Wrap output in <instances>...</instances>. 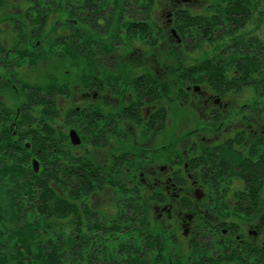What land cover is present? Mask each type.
Here are the masks:
<instances>
[{
    "label": "rangeland",
    "instance_id": "1",
    "mask_svg": "<svg viewBox=\"0 0 264 264\" xmlns=\"http://www.w3.org/2000/svg\"><path fill=\"white\" fill-rule=\"evenodd\" d=\"M67 1L39 0L38 5L34 0H0V119H16L21 115L20 112H25L23 104L27 86L46 87L53 79L65 82V93L54 96L59 114L52 112L50 115H42L51 119L55 134L64 133L68 141L70 130H75L81 141L72 153H80L87 161L105 167L112 181L116 182L114 185L105 184L100 190L76 201L82 224H86V210L90 214L91 211H99L100 223L119 225L114 226V233L124 231V237L121 238L123 242L130 239V230L137 226L136 244L141 240L138 237V223L143 221L158 230L162 229V225L169 224L170 231L175 232V219L158 217L155 210L156 203L163 202L156 201V193L161 192V187L153 183L151 187L142 178L147 175L152 178L151 172L155 170L154 175L162 177L158 168L171 164L168 155H172L169 156L172 158L171 153L186 147L190 138L198 140L203 135L213 139V134H219L218 140H223L236 130L246 128L249 131L258 127V121L264 122V109H256L257 106H264V57L261 56L258 63H253V70L244 73L239 64L247 63V56L257 58L253 55L255 50L239 53L241 51L234 46L235 40L232 38L238 35L240 39L241 33H247L248 38L255 35L264 42V20L257 27L254 18L245 24L239 22L237 28V23L227 27L223 4L214 9L212 3L215 1L217 5L218 1L225 0H190L179 3L176 0H134L133 3L147 4L150 17L154 20L153 23H146L148 33L140 35L139 32H133L131 27L130 30H118L121 24L117 23L124 21L125 16H130L131 10L125 13L122 11L120 16L117 11L110 14L104 12L102 17L98 13L97 22L94 23L96 25L92 27L89 22L71 25L69 22L76 21L77 15L67 11ZM38 6H41L39 17L36 16L37 10H34ZM173 9L172 15H165ZM175 9L179 10L176 12ZM42 10L45 14H42ZM149 11L145 10V15ZM161 11L165 14L161 15ZM138 14L142 15L144 11ZM186 14L196 18H193V22L186 21ZM41 17H45L44 22H40ZM30 19L35 22L29 24ZM39 26L41 28L38 29ZM206 59L216 61L224 69L225 78L217 83L220 87L212 86L205 72L188 75L191 69L199 67ZM97 71L100 73L96 74ZM94 74L97 75L96 80L101 81L99 87L92 83L89 86L85 84L84 78L87 77L90 82ZM139 76L143 77L147 88L152 85L154 92L141 94L142 101L150 99L135 105L138 96L135 94L134 82ZM205 96L220 97L227 106L218 107L212 101L205 103ZM77 106L96 107L97 112L106 114V118L115 115L118 118V122L114 123H117L116 132L110 133L103 125L105 140L100 144L94 143L89 135L80 131L73 112H70L72 107ZM127 107L131 113L135 109L137 118L122 112ZM153 112L158 114L152 122L150 115ZM30 114L37 116L36 113ZM98 125L101 127L102 124ZM216 127L221 128L214 131ZM240 150L244 151V148ZM33 159L38 162L37 171L32 166ZM30 162L34 173H39L41 160L31 156ZM151 166L154 167L151 169ZM179 167H182L181 164H178ZM230 179L225 174L223 185H213L217 193H222L215 199L216 202L218 199L222 201L219 219L234 221L241 227L254 228L261 214L264 222V180L253 206L258 210V215L249 220L253 213H234L241 208L236 207L237 204L248 207L247 202L249 205L253 203L247 199L235 203L237 196L234 192L243 189L245 183L234 174ZM197 183L196 186L203 191L210 189L205 181ZM134 189L138 191L140 199L132 196ZM189 189H193L190 183L186 190L191 192ZM0 205L9 208L2 190ZM135 205L137 207L132 209ZM90 214L88 217H91ZM26 218L31 217L27 215ZM78 221V216L68 215L62 219L52 218L50 224L34 227L42 242L58 237L70 240L72 232L81 233L77 228L82 224ZM9 227L14 225L7 222L0 224V241H7L11 249L14 239L9 238L10 232L5 230ZM247 238L254 240L251 234H247ZM110 247L112 249L113 245ZM5 250L2 248L1 251ZM155 263L156 260L152 261V264ZM6 264H12V261ZM213 264L243 263L235 258L224 257L215 260Z\"/></svg>",
    "mask_w": 264,
    "mask_h": 264
},
{
    "label": "flooded vegetation",
    "instance_id": "2",
    "mask_svg": "<svg viewBox=\"0 0 264 264\" xmlns=\"http://www.w3.org/2000/svg\"><path fill=\"white\" fill-rule=\"evenodd\" d=\"M34 1L39 5V0ZM132 1L134 0H68L67 2L70 5H66L67 11L77 15L75 17L76 21L69 22V24L76 26L78 23L87 24L89 22L92 23L90 24L92 27L96 25L94 23L97 22L96 16L98 13L101 15L104 12L110 14L117 11L120 16L122 11L125 13L128 10H131V15L125 16L124 21L117 24L122 22L137 24L141 20H137L134 16L136 9ZM176 1L179 3L190 0ZM212 3L214 9L223 4L224 20L228 23V26L230 24L235 26V23H237V28L239 22L245 24L248 20L254 18L255 27H257L264 20L262 0H225L224 2L218 1L217 5L215 1ZM40 7H34V10H37L36 16L38 17L41 14ZM148 8V5H146V12L149 11ZM178 10L175 9L176 12ZM173 12L174 9L166 14L161 11V15L170 16ZM42 13L45 14L44 10H42ZM70 18L73 19V17ZM44 20L45 17H43L42 22ZM28 22L30 24V22L35 21L30 19ZM145 22H154L150 17V11L146 14ZM124 29L126 28H122L121 25L118 26L119 31H124ZM70 36L75 37L72 35L67 37ZM239 36L240 39H238V35L232 36L235 40L234 46L236 48L240 46V48L247 51L255 50L253 55L258 57V63L259 58L264 57V42L262 39L255 35L248 38L247 33H241ZM204 101H206L205 103L212 101V104H217L218 107L227 106V103H223L220 97L216 96H205ZM259 108L264 109V106L256 107V109ZM102 116L101 119L103 120L100 123L104 124L106 114H102ZM258 116L261 117L259 114ZM115 120L118 122L117 117ZM256 124L257 128L249 129V131L246 128L236 130L223 140H218L219 134H213V139L206 138L203 135L198 140H191L188 137L190 143L186 144V147L177 150V153H171L173 154L172 158L169 157L172 155H168L171 164L167 163L158 168L162 177L154 175L156 170L151 172L152 178H149V175L146 178L143 176L142 181L150 183L151 187L152 183L161 187V192L157 191L156 193V201L161 200L163 202L156 203L155 210L158 212V217H165L167 220L175 219V232L170 231L169 224L162 225V229L158 230L151 228L150 224L147 225L142 222L138 223V237L141 238L139 244L135 242L137 226L130 230V239L123 242L121 238L124 237V231L119 230V232L114 233L116 231L114 226L117 224L100 223L98 219L99 211H91L90 214L89 210H86V224L79 226L81 233L76 231L71 233L76 239L81 237L83 251L79 258L80 264H152L154 260H156L155 264H213L215 260L224 257L241 260L243 264H264V222L262 221V215H258V210L256 211V208L253 207L255 206V200H252V198L257 199L259 196V188L262 180H264L263 165H255L260 158L259 156L264 154V127L262 126L264 122L258 121ZM220 128L216 127L214 131H218ZM220 134L222 133L220 132ZM242 147L244 151L240 150ZM223 150L224 153L220 154ZM233 150L244 160L242 161L244 166L248 167L251 164L250 167L242 169L243 174H240L238 165H235L236 162L232 163L231 157H227L229 154L227 152ZM87 163L95 166L98 172L100 171L101 174H97L98 177L107 178V176H110L105 167L102 168L99 164L90 161H87ZM178 164H181L182 167L177 168ZM254 167L258 168L256 173L260 175L258 176L260 184L256 189L251 186V189L254 190L252 192L247 177L252 178L251 175L254 171L250 168ZM194 173L196 176H194ZM225 174L230 181L231 176L234 174L241 179L242 183H245L243 189L234 192L237 196L235 203H240L242 199L253 201V203L249 205L247 202L248 207L237 204L236 207L241 208L234 213H253L250 215L249 220L256 218V215H258L254 228L241 227L234 221L219 219L218 216L221 214L219 208L222 206V201L218 199L216 202L215 199L217 195L221 196L222 193H217L213 185H223L222 178ZM202 181H205L210 189L203 191L202 188L196 186L198 185L197 182ZM189 183L193 186L192 190L189 189L191 192L186 190ZM223 194L225 193L223 192ZM132 196L135 199H140L136 189H134ZM140 211L142 212V206ZM89 214L91 217H88ZM250 216L247 215V217ZM247 234H251L254 240L250 241ZM110 245H113V250Z\"/></svg>",
    "mask_w": 264,
    "mask_h": 264
},
{
    "label": "trees",
    "instance_id": "3",
    "mask_svg": "<svg viewBox=\"0 0 264 264\" xmlns=\"http://www.w3.org/2000/svg\"><path fill=\"white\" fill-rule=\"evenodd\" d=\"M134 4L135 15L139 17L136 19L141 20V22L137 24L122 22L121 27L128 28V30L131 27L133 32H139L140 35L142 33L147 34L145 22L147 4L138 2ZM142 10L144 14L139 15L138 13ZM193 18L196 17L186 14L185 20L193 22ZM42 20L43 17L40 22ZM240 49L241 52L239 53L251 52ZM246 58L249 60L247 63L239 64L244 73L253 70V63H257L258 60V57L254 58L253 56ZM223 70L216 61L206 59L199 67L191 69L188 75L193 72H205L209 76L212 86L220 87L217 83L225 78ZM98 73L100 72L97 71L96 74ZM96 74L92 75L93 78L90 82L87 77L84 78L85 84L88 83L87 86L91 83L98 87L102 85L100 80H96ZM143 81V77L139 76L136 78L137 84L134 82V90L137 91L135 94L138 96L135 105L145 103L150 99L147 98L142 101L141 94L147 95L149 92H154L152 85L147 88V83H143ZM64 83L53 79L46 87L27 86L25 89L26 99L23 104L24 108L26 107L25 112H20L21 115H18L16 119H0V191H3L9 204V208H3L0 205V224L7 222L14 225V227L5 229L10 232L9 238L14 239L12 248H9L7 241H0V264H6L10 260L12 264H80L79 258L83 251L81 237L76 239L74 235H69L70 240L58 237L51 241L42 242L37 228L34 226L50 224L52 218L62 219L68 215L78 216V222L82 224L76 201H81L82 197L100 190L105 184H116L112 181L111 176H107V178L98 177L97 174L100 171L98 172L95 166L89 165L80 153L73 154V148L79 146H72L64 133L55 134L51 119L43 116L50 115L52 112H55L56 115L59 114L55 107L54 96L58 93L61 95L65 93L67 85ZM30 112L36 113L37 116L31 115ZM70 112H73L80 131L89 135L94 143L100 144L101 141L105 140V129L110 130V133L116 132V124L114 125L116 117L113 115L105 117L104 124L101 123L102 125L99 127L98 124L103 120L101 119L103 116L101 112H97L96 107L77 106L72 107ZM122 112L137 118L135 109L131 113L127 107ZM155 112L150 115L152 122L155 115L158 114ZM40 115L41 117H39ZM230 152H227L229 154L226 156L231 157L232 163L236 162L235 165H238L240 174H243L242 169L250 167L251 164L248 167L244 166L242 164L244 160L241 159V156L234 150ZM223 153L224 150L220 152V154ZM31 156L41 160L42 168L39 173H34L31 167ZM259 157L255 165H263L264 167V154ZM257 169L255 167L250 168L254 173L251 175L252 178L249 176L248 179L246 178L250 189L251 186L256 189L260 184L258 182L260 175H257ZM262 174L264 175V168ZM251 191L254 192L253 189ZM252 200L255 199L252 198ZM136 207L135 205L132 209ZM27 215L31 218H26ZM77 229L80 230V227L78 226ZM1 234L2 231L0 230ZM2 248H6V250L1 251Z\"/></svg>",
    "mask_w": 264,
    "mask_h": 264
},
{
    "label": "water",
    "instance_id": "4",
    "mask_svg": "<svg viewBox=\"0 0 264 264\" xmlns=\"http://www.w3.org/2000/svg\"><path fill=\"white\" fill-rule=\"evenodd\" d=\"M69 136H70L71 142L73 144H78L80 142V138L77 135V133L75 132V130H70ZM32 166L34 168V171H37L38 162L35 159L32 160Z\"/></svg>",
    "mask_w": 264,
    "mask_h": 264
}]
</instances>
